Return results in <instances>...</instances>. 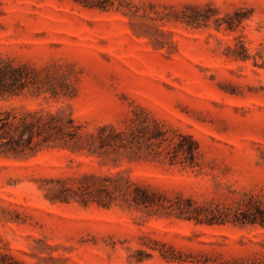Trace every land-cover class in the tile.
Listing matches in <instances>:
<instances>
[{
	"label": "rangeland",
	"instance_id": "obj_1",
	"mask_svg": "<svg viewBox=\"0 0 264 264\" xmlns=\"http://www.w3.org/2000/svg\"><path fill=\"white\" fill-rule=\"evenodd\" d=\"M243 43L250 57L229 51ZM0 59L67 94L0 106L64 108L83 131L157 120L190 134L199 165L112 163L44 147L0 154V264H264L259 223H195L134 206L61 202L57 179L118 172L168 198L264 204V0H0Z\"/></svg>",
	"mask_w": 264,
	"mask_h": 264
},
{
	"label": "trees",
	"instance_id": "obj_2",
	"mask_svg": "<svg viewBox=\"0 0 264 264\" xmlns=\"http://www.w3.org/2000/svg\"><path fill=\"white\" fill-rule=\"evenodd\" d=\"M229 51L242 60L250 57L241 42L234 48L229 47ZM66 89L59 80L41 76L37 69L28 64H13L0 59V98L26 92L58 97L67 94ZM44 147L82 151L113 165L126 157L128 160H167L170 164L193 167L199 165L197 159L200 155L198 143L190 134L166 129L155 119L149 122L133 121L126 128L102 125L94 133L83 131L64 108L55 111L26 109L20 112L11 106H0V154L24 155ZM56 183L58 187L49 190L61 202L75 200L86 204L97 200L105 206H134L147 212L173 214L194 220L195 223L221 224L231 221L264 226V204L254 200H248L243 210L218 203L208 208L191 198H168L118 172L104 175L85 173L75 187L67 186L61 179H57ZM2 257L1 264H22L9 254Z\"/></svg>",
	"mask_w": 264,
	"mask_h": 264
}]
</instances>
